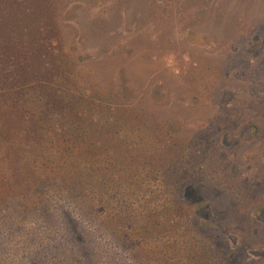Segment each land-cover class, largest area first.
I'll use <instances>...</instances> for the list:
<instances>
[{"label":"rangeland","instance_id":"obj_1","mask_svg":"<svg viewBox=\"0 0 264 264\" xmlns=\"http://www.w3.org/2000/svg\"><path fill=\"white\" fill-rule=\"evenodd\" d=\"M6 34L43 52L0 96V264H264V0H0Z\"/></svg>","mask_w":264,"mask_h":264},{"label":"trees","instance_id":"obj_2","mask_svg":"<svg viewBox=\"0 0 264 264\" xmlns=\"http://www.w3.org/2000/svg\"><path fill=\"white\" fill-rule=\"evenodd\" d=\"M3 41H7L6 44L3 45V49L5 52H3L5 55L10 56L12 53H9L10 45L13 43V46L17 47V44L24 43L23 41H17L15 38L11 39L10 34H6L4 38H2ZM21 40V37H20ZM38 38H34L32 42L27 41L28 43H25L23 52L20 53V58H14L13 56H10L8 58V61H3L0 65V96L6 95L7 89L19 82H24L26 75L28 73V59L30 60L33 57H36L38 54L43 52V48H40L37 46ZM14 49V47H13ZM22 59V60H20ZM46 77V76H45ZM43 77V78H45ZM50 117L49 114L44 112L41 115V119L43 121H46L44 118Z\"/></svg>","mask_w":264,"mask_h":264}]
</instances>
